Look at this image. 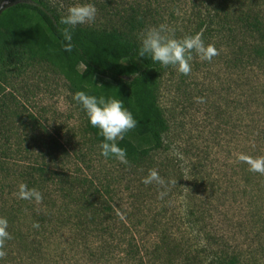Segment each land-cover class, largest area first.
<instances>
[{"label": "rangeland", "instance_id": "rangeland-1", "mask_svg": "<svg viewBox=\"0 0 264 264\" xmlns=\"http://www.w3.org/2000/svg\"><path fill=\"white\" fill-rule=\"evenodd\" d=\"M135 1L146 2L143 7L154 15V24H148L147 20V26L168 25L178 39L199 33L205 44L214 45L218 53L211 61H202L193 53L188 75L179 74L171 66L163 75L158 103L168 120L166 141L170 152L167 159L161 161L163 168L151 169L161 174L165 181L163 186L143 183L150 171L145 166L148 160L144 165H125L100 155L98 148L82 133V109L60 75L40 65L18 74L11 69L0 72V217L7 219V231L13 234L24 231L28 226L24 217L30 221L31 213L54 211L51 223L45 227L47 232L37 235L43 243V262L34 258L38 264H128L122 261L126 256L125 248L116 245V241L109 257L101 254L105 251H98L97 247L103 242L97 238L92 239L95 246L82 253L86 218L83 204L74 193L63 200L59 187L63 191L77 188L83 178L109 186V195L104 199L114 212L120 215L131 210L134 213L128 227L135 231L137 246L156 241L151 230L164 228L166 223L158 221L165 215L169 218L190 206L200 205V209L210 210L213 216L217 215L216 210L227 213L226 220L221 215L222 229L241 235L238 227L244 223L241 221L244 215L237 205L247 203L242 199L243 191L257 193L258 202L264 205L263 190L246 186L243 166L247 163L240 159L241 155L264 157V65L255 64L247 50L237 51L234 64L237 42L232 49L224 35L218 33L225 19L230 24L231 16L237 17L246 8L256 10L259 6L264 11V0H87L97 9L94 22L98 20L108 28L119 25L120 18L128 14V6ZM56 2L67 10L82 0ZM209 27L213 31L207 37ZM96 52L119 61L128 57L126 49L114 51L101 44ZM197 97H202L204 102L198 103ZM249 148L251 151L247 153ZM41 167L45 170L44 176L54 182L47 181L41 191L50 198L39 203L32 200L26 212L25 207L18 205L22 199L16 195L17 188L20 183L26 184V170ZM52 172L56 176L50 177ZM58 173L63 176L56 179ZM188 175L193 179L191 192L185 185ZM38 176L39 173L34 174L35 178ZM176 185L179 190L175 189ZM161 192L166 193L163 198H160ZM233 196L237 197L234 202ZM61 207L66 210L63 216L58 215ZM212 223L209 217L199 229L205 227L209 231ZM111 225L120 224L115 221ZM243 241L237 237L232 245L245 249ZM196 243L194 240V245ZM19 248L17 240L5 241L0 248L4 253L0 264H26ZM202 248L201 243L197 250ZM167 258L162 256L155 264H168ZM203 258V255L195 258L196 264L200 261V264H208ZM183 259L180 255L172 264H184ZM246 261V264H264L262 250L255 255V261Z\"/></svg>", "mask_w": 264, "mask_h": 264}, {"label": "trees", "instance_id": "trees-1", "mask_svg": "<svg viewBox=\"0 0 264 264\" xmlns=\"http://www.w3.org/2000/svg\"><path fill=\"white\" fill-rule=\"evenodd\" d=\"M56 1L19 0L0 13V72L11 69L18 74L34 65H40L60 75L72 96L76 91H86L96 96H117L137 120V127L125 133L124 139L118 141V145L126 150L128 163L139 166L148 160L149 162L145 164L146 170L163 168L161 161H165L170 152V145L166 141L169 127L168 120L159 106L158 97L161 81L168 67H161L159 63H154L147 57L137 56L141 33L149 28L147 23L155 22L152 12L146 11L143 7H146V2L135 1L130 4L128 14L124 19L120 18L117 26L108 28L98 23V20L91 24L77 25L72 30V49L65 51L66 42L60 31L65 25H61L59 21L66 10ZM148 3L150 4V1ZM256 8V10L246 8L245 12L240 11L237 17L231 16L230 24L227 19L224 20V25L219 23L218 33H222L224 40L231 45L227 46L235 49L233 43L237 42L234 64L238 58L237 51L247 50L255 64L264 65V11L260 9L262 7ZM212 31L209 27L206 36L209 37ZM99 44L114 51L126 49L128 57L124 61L104 58L96 52ZM82 113L84 115L82 133L89 143L100 151L102 137L98 135L96 128L90 126L83 110ZM246 151L250 153L251 148ZM157 162L160 164H156ZM243 168L246 186H256L264 193V175L251 171L247 164ZM35 173H39L37 178L34 177ZM44 174L45 170L41 167L26 170L24 175V178H27L26 185L41 193V202L50 198L48 193L41 191L49 182L54 183L52 178L48 180ZM158 175L161 174L158 172ZM53 176H56V173L52 172L50 177ZM60 176L63 174L58 173L56 179ZM192 180L188 175L185 185L189 191ZM78 186L69 189L68 191L72 190L69 193L63 191L61 187L59 189L63 200L74 193L78 195L77 200L80 204H83L86 213L85 237L82 246L79 245L84 248L83 254L95 246L92 240L94 238L104 243L97 249L99 252L105 251L101 254L107 257L113 254L110 250L115 241L116 245L124 247L126 256L122 261H128V264H155L162 256L168 257L167 263L172 264L180 255L184 256V264H196L195 258L202 255L208 264H246L247 259L255 261L258 251L262 250L264 254V205L258 202L257 193L253 195L244 190L242 199L247 203L239 202L237 205L244 215L241 220L244 223L240 224L241 228L238 227V230L241 229L239 230L241 235H236L231 230L226 233L222 229L221 215L225 219L227 213L222 214L216 210L217 215L213 216L210 210H203L200 209V205L199 207L195 205L169 218L165 215L158 221L166 223L164 228L159 231L151 230L155 233L156 241L137 246L135 231L129 228L134 213L129 210L119 215L112 210L109 202L104 199L105 195H109V186L96 184L94 180L87 178H83ZM75 189L80 191L77 192ZM175 189L179 190L180 187L176 185ZM236 199L237 197L233 196L232 202ZM31 201L21 200L18 205L21 208L25 207L24 210L29 212L28 205ZM64 211L65 208L61 207L58 215L63 216ZM52 215H55L54 211L31 213L29 219L31 222L27 220L28 217H24L28 222L24 231L10 234V240H17L20 243V257L25 259L26 264H38L35 257L39 262H43V243L37 239V235L43 236L47 232L45 227L51 223ZM208 216L213 222L211 229L209 231L205 227L199 229V226L205 224ZM68 221H71V218ZM115 221L120 225L113 227L111 224ZM33 224H38L39 227H33ZM174 226L177 227L173 228ZM186 229H189V232ZM236 236L244 239L242 246L245 249H239V245H232L233 242L236 243ZM194 240L198 242L196 245ZM201 243L203 248L198 251L197 247Z\"/></svg>", "mask_w": 264, "mask_h": 264}, {"label": "clouds", "instance_id": "clouds-1", "mask_svg": "<svg viewBox=\"0 0 264 264\" xmlns=\"http://www.w3.org/2000/svg\"><path fill=\"white\" fill-rule=\"evenodd\" d=\"M97 9L94 4L82 0L67 8L59 23L65 25L61 35L66 42L65 51L72 49V30L77 25L91 24L96 17ZM193 53L202 61H211L218 53L212 44H205L201 34L184 35L176 38L174 30L165 24L149 27L140 36V47L137 51L139 58H149L161 67H173L179 74L188 75L191 72V61ZM73 99L84 111L88 123L98 130L102 137L99 144L100 155L104 159H115L121 164H128L126 150L118 145V141L124 139L125 133L137 127V120L133 114L123 106L122 100L117 96L90 95L86 91H76ZM198 103H203L202 97H197ZM240 159L246 162L251 171L264 175V157H248L241 155ZM144 184L156 183L163 186L165 181L158 175L156 170H150L143 179ZM176 183V181L174 182ZM16 195L22 200H33L37 203L42 201L41 193L35 188H29L20 183ZM160 198L166 195L161 192ZM38 228V224H33ZM8 229V221L0 217V248L4 242L11 239ZM0 251V256H3Z\"/></svg>", "mask_w": 264, "mask_h": 264}, {"label": "water", "instance_id": "water-1", "mask_svg": "<svg viewBox=\"0 0 264 264\" xmlns=\"http://www.w3.org/2000/svg\"><path fill=\"white\" fill-rule=\"evenodd\" d=\"M19 0H0V13L7 7L17 3Z\"/></svg>", "mask_w": 264, "mask_h": 264}]
</instances>
